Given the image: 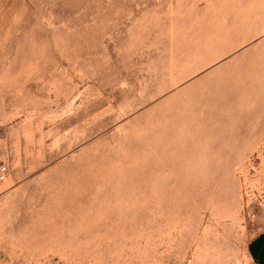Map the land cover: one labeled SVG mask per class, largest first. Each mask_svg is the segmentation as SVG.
<instances>
[{
    "label": "rangeland",
    "instance_id": "obj_1",
    "mask_svg": "<svg viewBox=\"0 0 264 264\" xmlns=\"http://www.w3.org/2000/svg\"><path fill=\"white\" fill-rule=\"evenodd\" d=\"M0 164V264H249L264 0H0Z\"/></svg>",
    "mask_w": 264,
    "mask_h": 264
},
{
    "label": "crops",
    "instance_id": "obj_2",
    "mask_svg": "<svg viewBox=\"0 0 264 264\" xmlns=\"http://www.w3.org/2000/svg\"><path fill=\"white\" fill-rule=\"evenodd\" d=\"M247 251L250 256L249 264H264V230L249 241Z\"/></svg>",
    "mask_w": 264,
    "mask_h": 264
},
{
    "label": "built area",
    "instance_id": "obj_3",
    "mask_svg": "<svg viewBox=\"0 0 264 264\" xmlns=\"http://www.w3.org/2000/svg\"><path fill=\"white\" fill-rule=\"evenodd\" d=\"M7 166L5 164H0V181H3L7 175Z\"/></svg>",
    "mask_w": 264,
    "mask_h": 264
}]
</instances>
